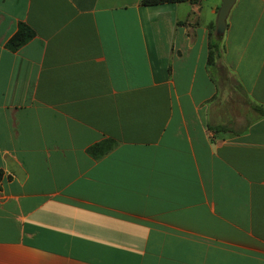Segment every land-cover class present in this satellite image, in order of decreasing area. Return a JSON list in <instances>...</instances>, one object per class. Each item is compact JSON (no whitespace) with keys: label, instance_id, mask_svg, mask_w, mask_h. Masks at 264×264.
<instances>
[{"label":"crops","instance_id":"0c3cea01","mask_svg":"<svg viewBox=\"0 0 264 264\" xmlns=\"http://www.w3.org/2000/svg\"><path fill=\"white\" fill-rule=\"evenodd\" d=\"M140 1L0 0V264H264V0Z\"/></svg>","mask_w":264,"mask_h":264},{"label":"trees","instance_id":"16d2710c","mask_svg":"<svg viewBox=\"0 0 264 264\" xmlns=\"http://www.w3.org/2000/svg\"><path fill=\"white\" fill-rule=\"evenodd\" d=\"M184 0H141L140 2L143 5H153L156 3H162V2H170V3H179ZM194 1V0H189ZM211 29L213 30V26H211ZM212 32L210 33V35ZM34 35L33 29L27 25L24 22H18L16 25V29L14 33L6 40L5 47L11 51L16 50L19 46H21L23 43H25L27 40H29ZM208 57H207V63H211L213 56L215 54V51L217 49V45L215 42H208ZM254 110L262 113V110L258 107H254ZM213 128H218L214 126ZM114 141L111 138H107L103 141V144L101 148L98 149V152L92 153V150L97 147V145H93L86 148V152L88 155H91L94 158H97L102 153H104L108 148H110L113 145Z\"/></svg>","mask_w":264,"mask_h":264},{"label":"water","instance_id":"95a60500","mask_svg":"<svg viewBox=\"0 0 264 264\" xmlns=\"http://www.w3.org/2000/svg\"><path fill=\"white\" fill-rule=\"evenodd\" d=\"M235 0H220V5L215 13V34H222L225 27V16L229 12L230 8L234 4Z\"/></svg>","mask_w":264,"mask_h":264}]
</instances>
